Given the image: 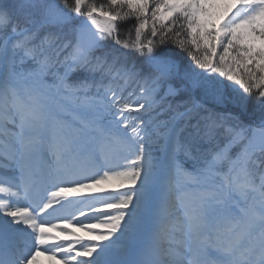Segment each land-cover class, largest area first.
Segmentation results:
<instances>
[{
	"label": "snow or ice",
	"instance_id": "6c2138e0",
	"mask_svg": "<svg viewBox=\"0 0 264 264\" xmlns=\"http://www.w3.org/2000/svg\"><path fill=\"white\" fill-rule=\"evenodd\" d=\"M40 256L264 264V0H0V264Z\"/></svg>",
	"mask_w": 264,
	"mask_h": 264
},
{
	"label": "bare ground",
	"instance_id": "6f19581e",
	"mask_svg": "<svg viewBox=\"0 0 264 264\" xmlns=\"http://www.w3.org/2000/svg\"><path fill=\"white\" fill-rule=\"evenodd\" d=\"M179 50V49H178ZM180 52H182L184 54L183 51L179 50ZM78 236H85V232L81 231L79 234H77Z\"/></svg>",
	"mask_w": 264,
	"mask_h": 264
},
{
	"label": "trees",
	"instance_id": "16d2710c",
	"mask_svg": "<svg viewBox=\"0 0 264 264\" xmlns=\"http://www.w3.org/2000/svg\"><path fill=\"white\" fill-rule=\"evenodd\" d=\"M177 52L179 53L180 56L182 57H186V53L184 52V54L182 52H180L178 49H177Z\"/></svg>",
	"mask_w": 264,
	"mask_h": 264
}]
</instances>
